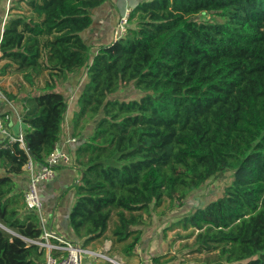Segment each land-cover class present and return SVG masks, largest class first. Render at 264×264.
I'll return each mask as SVG.
<instances>
[{
  "label": "trees",
  "instance_id": "obj_1",
  "mask_svg": "<svg viewBox=\"0 0 264 264\" xmlns=\"http://www.w3.org/2000/svg\"><path fill=\"white\" fill-rule=\"evenodd\" d=\"M19 1L1 33L0 78L19 76L15 94L31 93L21 98L25 148L0 141V264H44V249L27 241L41 234L40 219L26 206L27 181L15 179L58 141L68 101L57 86L81 72L67 218L83 244L109 241L110 253L134 257L153 215L229 170L221 196L183 221L180 248L199 264H264V0L139 1L125 35L90 62L81 34L105 0ZM128 86L141 95L110 97Z\"/></svg>",
  "mask_w": 264,
  "mask_h": 264
},
{
  "label": "rangeland",
  "instance_id": "obj_2",
  "mask_svg": "<svg viewBox=\"0 0 264 264\" xmlns=\"http://www.w3.org/2000/svg\"><path fill=\"white\" fill-rule=\"evenodd\" d=\"M209 16V13H199L194 16V19L201 20L209 18ZM91 57L92 55L89 49V62L91 61ZM78 75L80 78L77 84L74 85L73 82L71 84L68 83L66 86H57L58 89L64 91L63 93L68 103L72 100L74 93L77 92V90L79 89V84L81 82V78L83 77V73H79ZM19 79L20 77L16 75L0 78V92L2 95L0 96V99L4 101H14L18 98L21 105H23V107L25 108L26 105L23 103L21 98L23 96L28 97L31 92L29 88H27L28 90H26L23 94H15ZM7 87H9L10 90H8ZM5 92L14 96L9 97ZM140 95V90L136 89L133 86H128L120 89L119 92L110 97H116L118 99H130L138 98ZM97 118L98 116L96 117V119ZM92 125L93 123H90L89 127L91 128ZM86 131L90 132V130L88 129ZM233 172L234 171L228 170L210 177L198 189L191 192L181 205H176L172 210L167 211L165 215L161 217L153 215L151 223L147 226H143V233L141 235L140 240L135 246L136 249L146 252V257L142 258L141 261L146 260V258L149 257L148 259H150V262H148L147 264H152L151 257L153 255L169 252L171 254L175 253L176 258L166 264H199L196 259L198 257H201V255L196 253L192 254L188 252L190 248H180L181 243L185 241L180 237L181 235H183V233H186L189 230V226L184 229L183 221L189 216L193 215L197 209L204 207V205L210 202L211 200L221 196L224 187L229 184L230 181L234 178ZM57 181V178H53L50 180H41L35 185L37 197L42 203V209L44 212L43 217L47 221L51 220V213H48L46 209L47 205L51 206V201L53 198V194L50 192V189L58 184ZM60 214L61 213H58V216ZM62 224L64 226L66 225L65 220L62 221ZM69 241L77 243L83 248L90 249L89 246H85L83 244L82 239L77 235H74V237L72 239H69ZM109 245L110 242L106 241L103 246ZM121 258L123 259L125 264H133L137 260L139 261L137 257H132L130 259H126L124 257ZM82 264H85L84 260L82 261ZM100 264L111 263L102 261L100 262Z\"/></svg>",
  "mask_w": 264,
  "mask_h": 264
},
{
  "label": "crops",
  "instance_id": "obj_3",
  "mask_svg": "<svg viewBox=\"0 0 264 264\" xmlns=\"http://www.w3.org/2000/svg\"><path fill=\"white\" fill-rule=\"evenodd\" d=\"M142 0H105L101 5H99L92 12L93 24L90 28L83 31L81 36L84 41L90 46L91 55H94L97 48L100 45H108L113 41V29L117 24L120 16L123 14L125 8L134 6ZM24 7L23 2L15 0L8 2L7 0H0V38L3 30V25L5 21L10 17L15 15L21 8ZM83 73L81 82L79 84V89L74 93L72 100L67 104V109L65 111L64 122L62 126V132L59 138H64L66 135H70L72 132V127L70 123L71 116L77 108V96L83 87L84 83L87 81V76ZM3 78V77H2ZM79 75L76 74L70 77L66 83L74 85L79 81ZM66 84V85H67ZM8 90L9 87H7ZM28 90V89H26ZM68 90V89H67ZM24 107L19 102L18 98L14 101L1 100L0 99V114L5 113L8 115V123L6 124L9 131L13 134L18 132L20 129L25 128V123L22 122L21 116L23 115ZM63 167V168H61ZM59 168V169H58ZM56 169V176L54 179H58V184L50 189L53 194L51 201V206L47 205V212L51 213V220L47 221L46 227L52 229L57 234L61 235L65 239L69 240L74 237V232L70 228L68 223V211L74 199L72 189L69 186L79 179V174L77 172V167L72 164L70 166H60ZM17 187L24 186L27 181V174L24 173L15 179ZM58 213H61L58 216ZM65 220L66 225L62 224ZM139 260L146 257V252L140 251L139 249L135 251V256ZM147 257L146 259H148ZM146 260L143 264H147ZM150 264V263H149Z\"/></svg>",
  "mask_w": 264,
  "mask_h": 264
},
{
  "label": "built area",
  "instance_id": "obj_4",
  "mask_svg": "<svg viewBox=\"0 0 264 264\" xmlns=\"http://www.w3.org/2000/svg\"><path fill=\"white\" fill-rule=\"evenodd\" d=\"M7 1L12 2L15 0ZM132 11L133 8L130 6L125 8L113 29V40L125 35ZM0 96H2L1 92ZM7 119L8 115L5 113H3V116H0V141L2 143L5 142L4 146L17 143L20 148H25L24 129H20L15 134L11 133L5 123ZM27 127L28 125L26 124L25 128ZM77 140L78 138L71 134L66 135L62 139L59 138L54 143L51 152L46 156L44 163L36 164L29 158L22 167L28 176L27 184L22 188L24 200L26 206L37 213L42 228V232L38 238L27 241L36 245L39 249H44V264H82L83 260L85 264H100L102 261L111 264H125L119 255L109 252V246H102L96 249L83 248L79 244L65 239L52 229L46 227L42 203L37 197L35 185L41 180L55 178L58 167L73 164V150ZM137 250L135 247L134 252ZM143 261L137 260L133 264H143ZM146 261L150 262V259H146Z\"/></svg>",
  "mask_w": 264,
  "mask_h": 264
}]
</instances>
